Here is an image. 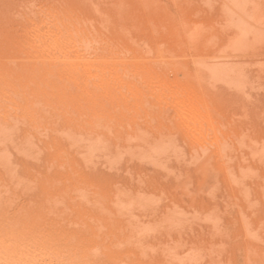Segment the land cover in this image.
<instances>
[{
    "label": "bare ground",
    "instance_id": "obj_1",
    "mask_svg": "<svg viewBox=\"0 0 264 264\" xmlns=\"http://www.w3.org/2000/svg\"><path fill=\"white\" fill-rule=\"evenodd\" d=\"M116 5L118 26L100 0H0V264H176L155 242L164 223L264 208L242 183L249 136L203 87L208 72L200 83L140 43L129 0ZM157 20L155 39L179 34ZM206 245L183 246L196 259Z\"/></svg>",
    "mask_w": 264,
    "mask_h": 264
},
{
    "label": "rangeland",
    "instance_id": "obj_2",
    "mask_svg": "<svg viewBox=\"0 0 264 264\" xmlns=\"http://www.w3.org/2000/svg\"><path fill=\"white\" fill-rule=\"evenodd\" d=\"M100 1L112 8L113 24L118 26L120 19L116 14L122 10V7L116 5L118 0ZM129 3L130 7L126 9L123 21L127 20L126 28L132 32L134 38H139L140 43L146 39L152 45H161L160 50L165 53V58L176 61L196 81L200 82V78L204 75L202 71L208 72L210 83L202 86L208 88L210 97L215 102L221 103L224 114L231 122V128L249 136L245 146L246 159H252L255 163L245 170L242 183L246 196L260 197L261 199L256 201L262 204L264 198V0H129ZM166 17L173 21V27L179 34L171 37L155 36L157 38L155 39L152 29L147 25L148 21L151 18L159 21ZM133 25L142 26V32L139 34ZM189 26L193 30L191 37H188L185 29ZM222 74L224 76H221ZM246 165L248 166V162ZM256 209L253 207L249 214L233 206L229 215L224 214V219L217 215L218 218L215 217L217 221L213 219L216 214L198 216V218L192 215L180 216L186 219L182 227L179 225L173 227L176 225L174 222L166 225L161 222L152 223L155 227H159L160 224L167 226L166 230L164 227L162 231L168 230L167 237L176 235L175 242L181 240L185 244L192 239L196 243L201 240L207 244L206 248L204 247L206 250L202 249L204 258L199 254L202 251L196 252L199 249L196 246L193 251L195 250V255L198 253L201 261L195 256L197 260L192 259L194 255L192 249L186 247L187 245L184 247L182 242V246L186 249L184 250L181 244L176 245L172 237L171 242L169 238L165 240L166 236L163 237L165 233L162 237L166 243L161 246L163 241H160L162 237H160L161 233L159 234L160 230L157 229L154 231L156 235L154 237L155 242L159 241L156 244L162 247H158L159 253L165 252L167 255L163 257L167 261L169 258V263L174 262L171 261L173 257L176 258V264H183L184 260V264H198L197 262L211 264L212 261H215L213 264H264V208H258V211ZM168 226L172 229L171 227L167 229ZM179 228L180 237L177 233ZM169 230H172L171 233ZM167 240L170 246L165 247ZM166 248L173 249L175 253L171 259L166 252L171 250ZM208 248H211V252ZM184 251L187 255L191 254L192 263L190 260L188 263L186 259L189 257L186 258ZM176 252H179L177 255L181 256V259Z\"/></svg>",
    "mask_w": 264,
    "mask_h": 264
}]
</instances>
